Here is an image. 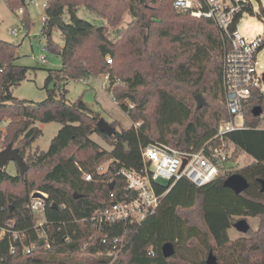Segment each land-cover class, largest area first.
Masks as SVG:
<instances>
[{"label":"trees","instance_id":"trees-1","mask_svg":"<svg viewBox=\"0 0 264 264\" xmlns=\"http://www.w3.org/2000/svg\"><path fill=\"white\" fill-rule=\"evenodd\" d=\"M6 2L12 11L24 8L21 22L30 28L25 2ZM80 8L105 25L81 19ZM126 13L131 22L119 28ZM45 16L41 34L45 46L61 59L59 69L49 70L45 101L34 103L13 96L11 89L26 79L29 69L16 64L18 47L0 40V149L16 146L26 164L23 174L18 166L16 175L0 170V232L12 224L26 233L24 244L37 245L35 252L25 254L23 245L16 242L17 251L11 253L9 240L0 241V264H207L202 257L177 253L176 246L184 243L206 256L215 255L230 244L229 231L236 218L249 217L260 219V227L250 229L239 242L241 257L264 264L260 183L264 179V95L259 90L244 104L247 129L225 135L232 149L229 161L241 151L253 159L251 164L224 168L203 187L180 180L162 199L156 214L143 221H116L103 229L90 222L95 212L115 202L111 192L118 200L125 198V182L117 171L122 167L140 169L142 146L160 143L182 152H197L214 138L220 123L230 118L223 88V57L230 45L218 26L211 19L178 13L174 0H48ZM57 18L64 25L53 28L61 32V44L52 39V33L47 34L50 19ZM110 28L116 31L113 37ZM103 75L109 76L108 91L133 123L121 131L112 124L115 133L110 136L98 130L101 117L82 98L66 101L62 85ZM51 82L56 85L53 91L48 90ZM199 93L207 102L201 109L196 101ZM256 107L262 108L263 117L253 115ZM38 122H56L62 128L47 152L28 154L43 134ZM94 134L110 143L112 150H103L92 140ZM104 164L107 170L99 173ZM85 174L92 181H86ZM233 174H241L249 183L241 194L224 186ZM167 188L160 185L159 191ZM34 191L48 196L44 228L50 249L35 229L28 208ZM117 239L121 242L116 243ZM167 243L175 253L166 259L162 248ZM217 264L226 263L217 260Z\"/></svg>","mask_w":264,"mask_h":264},{"label":"built area","instance_id":"built-area-1","mask_svg":"<svg viewBox=\"0 0 264 264\" xmlns=\"http://www.w3.org/2000/svg\"><path fill=\"white\" fill-rule=\"evenodd\" d=\"M47 2L48 0H44V8ZM174 8L178 13L211 19L229 41L230 48L223 57V88L230 118L220 123L214 138L197 152H182L160 143L142 146L140 169L122 167L117 171V175L125 182V198L118 200L111 192L110 197L115 199V202L110 207L95 212L90 218V222L99 228L111 227L116 221H143L156 214L162 199L180 180L187 179L197 187H203L216 180L224 168L229 170L232 149H229L225 135L247 129L245 126L237 127L234 118L244 119V104L252 98L256 90L264 95V73L258 70V54L264 50V36L248 40L238 31V24L244 15L253 13L251 0H174ZM19 14L22 19L24 8H19ZM42 20L44 27L47 22L45 15ZM12 34L17 36L19 30H13ZM42 50L48 52L45 45ZM40 61L46 62L47 57L42 56ZM107 62L111 63V60L108 59ZM2 71L0 69V72ZM103 76L106 80L104 87L108 90L110 78L108 75ZM81 80L86 82L88 79ZM139 125L136 124V127ZM215 141L218 143L213 144ZM106 170L107 164H104L99 167L98 172L103 173ZM84 178L86 181H92L90 174H85ZM160 185L168 186L167 190L160 192ZM34 194L35 192L31 194L28 208L34 216L35 229L39 230L40 238L45 239L46 248L50 249L51 243L44 228L47 224L45 212L48 196L42 193L46 198H35ZM26 238V233L16 230L12 224H8L0 232V241L9 240L11 253L17 251L16 242L23 245L25 254L35 252L37 245L24 244ZM106 241V238L103 239V243ZM115 242L121 241L117 239ZM150 255L154 256L155 253L150 251Z\"/></svg>","mask_w":264,"mask_h":264},{"label":"rangeland","instance_id":"rangeland-1","mask_svg":"<svg viewBox=\"0 0 264 264\" xmlns=\"http://www.w3.org/2000/svg\"><path fill=\"white\" fill-rule=\"evenodd\" d=\"M43 2L44 0H33V2H31V0H25V9L30 16L31 22L30 28H26L21 22L19 9L12 11L6 0H0V40L16 45L18 47L16 64L29 69L26 79L19 85L14 86L11 91L15 98L34 103L43 102L47 99V79L49 77V70H57L61 67V59L58 55L42 50L46 43V38L41 35L44 25L42 17L45 15ZM251 2L253 13L245 14L238 24V31L248 40L255 39L258 36H264V0H251ZM78 16L92 24L98 26L105 25V21L97 18L84 8L79 9ZM130 22L131 17L127 13L124 14L123 22L119 28H126ZM15 29L19 30L17 36L12 34V31ZM115 32V29L110 28L111 37L114 36ZM52 39L55 42L62 43L61 32L58 29L53 30ZM42 56L47 57L46 62L40 61ZM258 70L260 73H264V50L258 54ZM105 84L106 80L104 76H99L97 78H90L86 82L83 80H69L62 85H64L63 88L67 91V102L74 103L82 98L91 110L100 115V119H103L110 126L116 123L118 131L131 128L133 123L115 102L113 95L105 89ZM59 86L61 85L58 84L56 91L58 96L61 93ZM234 122L237 127L245 126L243 118L236 117L234 118ZM5 124L6 122L2 123L1 129H5ZM36 126L42 130L43 134L33 143L28 154H32L36 151L47 152L52 140L62 128L61 124L56 122L47 124L38 122ZM261 127H264V121ZM91 138L99 144L103 150H112L111 144L98 134L92 135ZM14 148H16V146ZM4 149L6 148H1L0 151ZM252 162L253 159L250 156L241 151H237L235 158L231 161L229 166L235 169L243 168ZM5 170L11 175H16L18 172L17 165L14 162H10L5 167ZM34 192H32V194ZM240 219L243 218H236V220ZM246 219L252 230L256 231L259 229L260 219L253 217ZM185 236H189L188 231H185ZM246 237V234L240 233L235 228H232L229 231L230 244L221 251L215 252V256L218 258L217 260L226 264H256L255 262H246L241 257L242 251L238 245L239 242L243 241ZM176 252L185 257H202L205 260L208 259V256L199 253L197 250L188 247L184 243L176 246Z\"/></svg>","mask_w":264,"mask_h":264},{"label":"water","instance_id":"water-1","mask_svg":"<svg viewBox=\"0 0 264 264\" xmlns=\"http://www.w3.org/2000/svg\"><path fill=\"white\" fill-rule=\"evenodd\" d=\"M22 2H25V0H21ZM54 26H58L60 28H64L63 22L60 19H50L49 25H48V31L47 34L51 35L52 30ZM55 89V82H51L49 85L48 90L53 91ZM197 101V108L201 109L204 106L207 105V102L204 98V95L202 93H199L196 96ZM263 114V110L261 107H256L253 109V115L256 117H261ZM98 130L106 134L108 136L113 135L115 133V130L112 126H110L107 122H105L103 119H100L97 125ZM14 162L21 170V173H24V170L26 168V164L22 158V156L19 153V150L14 148L13 146H8L6 149L0 151V170H5V167L8 163ZM261 183V192L264 193V179L260 181ZM224 186L231 189L236 194H241L249 187L248 181L241 175V174H233L229 176L225 182ZM113 185L110 186V190H112ZM35 198H46L41 192H35L34 194ZM53 207H57V205L54 203L52 204ZM234 228L243 234H248V232L251 229L250 224L248 223L246 218L238 220L234 224ZM175 253V248L171 243H167L162 248V254L164 258H170ZM207 264H217V258L216 256L210 252Z\"/></svg>","mask_w":264,"mask_h":264}]
</instances>
